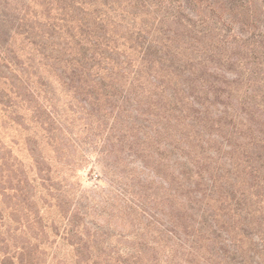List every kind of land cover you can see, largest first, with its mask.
Returning <instances> with one entry per match:
<instances>
[{
  "label": "rangeland",
  "instance_id": "374dc122",
  "mask_svg": "<svg viewBox=\"0 0 264 264\" xmlns=\"http://www.w3.org/2000/svg\"><path fill=\"white\" fill-rule=\"evenodd\" d=\"M142 1L0 0L42 31L59 3L102 16L120 62L78 89L41 65L48 103L5 87L0 210L40 264H264V0Z\"/></svg>",
  "mask_w": 264,
  "mask_h": 264
},
{
  "label": "trees",
  "instance_id": "16d2710c",
  "mask_svg": "<svg viewBox=\"0 0 264 264\" xmlns=\"http://www.w3.org/2000/svg\"><path fill=\"white\" fill-rule=\"evenodd\" d=\"M148 1L150 0L142 1V4H145V7H147ZM161 5H158L157 10L155 9L154 14L156 16H159L163 10H175L176 3L168 0L161 3ZM179 7L180 13L185 15V6L182 5V0H180ZM56 10L59 12L60 17L55 20L48 18L50 22L44 25V27L48 28V31H42V28L40 29L36 25H25L23 24L24 21H18L19 23L17 24L0 21V29L8 28L6 37L2 36V32L0 36V103L5 111L11 109V114L13 115L16 114L17 107L11 101V98L8 97L9 95L2 96L3 90L8 87H12L11 90H17V92L12 91V94H16V98L21 101L27 100V102L31 103V100L25 94H20V90L16 86L26 87V91L30 93L41 89L38 95L41 96L42 91H44L45 95L43 99L46 102L47 99H51L48 97L47 83L37 73L41 65L46 68L61 69V72L65 76V78L62 77V84L67 86L73 85L77 89L84 86L86 82L94 81L97 83L95 79L99 76L94 77V80L89 79L91 78V71L96 70L100 73V71L112 70V68H115V66L111 67L112 65H110L112 61H115L116 67H120L119 60L115 58L118 45L112 46L114 45L113 40L116 38L108 34L102 21V16H97L93 22L83 15L74 19L72 17L75 12L74 7L65 3H59ZM187 16L189 17L188 14ZM191 21L193 22V20ZM99 28H101L102 32H99ZM151 29H153V26ZM188 31H194L197 34L202 33L200 29L193 28L192 24H190ZM8 32L9 35L7 36ZM148 33L150 35L151 31L146 32V34ZM55 35L57 38L54 40ZM18 38H24V46L29 47V53L17 45ZM153 43H156V41L151 38L148 46L144 44V49L150 48V45ZM189 47L193 49L191 45ZM36 60H38V63H36ZM30 70L31 73L29 72ZM109 77H112V75L110 74ZM84 78L87 80H84ZM4 145L5 143L1 145L0 149H4ZM5 163L6 159L3 156V165ZM229 217L232 219V216ZM10 220L11 218L5 216L2 210H0V264H40L37 259L39 247L33 250L27 247L25 243L18 242L15 236L19 233V230H23V227L20 226L13 230ZM261 220H264L262 216L259 217V221ZM18 224L21 225L20 222ZM249 225L248 222L240 225V230L243 231V228L249 227ZM221 229L229 235L230 232L228 230L222 227ZM185 233H187V230H185ZM229 237L235 245L236 253H238L236 245L238 240H235L234 236L229 235ZM258 237L261 240L262 248H264V233H258ZM190 248L189 254L192 255L195 253L193 243ZM216 254L220 255V257L226 255L223 246L217 248Z\"/></svg>",
  "mask_w": 264,
  "mask_h": 264
}]
</instances>
